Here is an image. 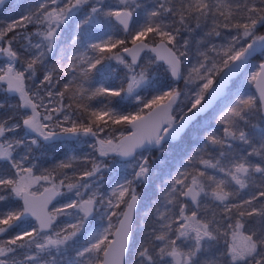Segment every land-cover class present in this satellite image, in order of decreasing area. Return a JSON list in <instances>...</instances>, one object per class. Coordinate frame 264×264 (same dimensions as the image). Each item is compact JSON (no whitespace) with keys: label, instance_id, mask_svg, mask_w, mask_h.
I'll use <instances>...</instances> for the list:
<instances>
[{"label":"snow or ice","instance_id":"obj_1","mask_svg":"<svg viewBox=\"0 0 264 264\" xmlns=\"http://www.w3.org/2000/svg\"><path fill=\"white\" fill-rule=\"evenodd\" d=\"M8 5L0 264H264V0H0V12ZM129 97L133 112L114 103ZM85 137L91 153L41 167L38 151ZM175 142L179 159L154 168L152 152L164 165ZM100 209L106 226L86 229Z\"/></svg>","mask_w":264,"mask_h":264},{"label":"trees","instance_id":"obj_2","mask_svg":"<svg viewBox=\"0 0 264 264\" xmlns=\"http://www.w3.org/2000/svg\"><path fill=\"white\" fill-rule=\"evenodd\" d=\"M18 11L19 10H17V14H18ZM11 15H13L11 5L5 6L3 12H0V19L7 18ZM29 30H31V28ZM261 31H264V30H261ZM112 65H113V70L111 72L106 73L105 76L111 83L117 84L119 83V78L123 77L124 69H123V66L117 65L115 61L112 62ZM61 80L62 82L66 81V77H61ZM143 94L147 95V93H143ZM114 103L121 111H125V112H133L136 106L135 100H133L130 97L125 98L122 101L119 100V98H116L114 100ZM128 131H129L128 129H125V133H127ZM183 143L184 142H182V145L180 147L175 148L173 155L168 159L167 163H165L163 166L155 165L154 168L163 171L167 167H170L175 161H177L180 157L181 148L183 146ZM64 144L65 143L63 142H57L55 145H48L47 150L38 151L36 153L37 156L40 157L42 168L52 169L61 161L67 160L69 157H71V154H73L74 152H83L81 156H84L85 155L84 151L87 150L86 147H81L80 150L67 147V146L73 147L75 146V143H72L67 146H65L66 144L65 145ZM56 149H60V150H56ZM73 150H76V151H73ZM77 157L79 158V156ZM77 167H79V165ZM66 171L70 173V170H66ZM148 191H151V188H149ZM9 203L10 202L0 203V209L7 208L9 206ZM144 211H146L145 201L142 199L139 204L138 218L143 216ZM29 221L30 223L34 224L33 220L29 219Z\"/></svg>","mask_w":264,"mask_h":264},{"label":"rangeland","instance_id":"obj_3","mask_svg":"<svg viewBox=\"0 0 264 264\" xmlns=\"http://www.w3.org/2000/svg\"><path fill=\"white\" fill-rule=\"evenodd\" d=\"M214 42L217 43V44H219V43H221L222 41H220L219 38H217ZM217 79H219V77H217ZM236 79H237V78L235 77L233 80H236ZM180 87H181V88L184 87L183 83L180 84ZM135 103H136V102H135ZM138 107H139V106L136 104V106H135V108H134V111L137 110ZM146 112H147V111H146ZM205 115L207 116L208 113L205 114ZM127 133H128V132H127ZM125 134H126V133H125ZM83 139L86 140L87 143H81V142H79V141H77V140H75V139H73V140H69V141H62V142L66 144V145L64 144L65 146L70 145V144H72V143H75V146H73V147L67 146L68 148H73V149H79V150H80L81 147H86L87 150L84 151V154L86 155V154L91 153V152L93 151L92 148H91V144L94 143L95 141H94L93 139H91V138H83ZM181 145H182V142H175V143H172V144L169 146L172 155H173V153H174L175 148H178V147H180ZM56 150H60V149H56ZM73 151H76V150H73ZM82 154H83V152H74L73 154H71V157H72V156H76V157L79 156V157H80ZM146 154H147V153H146ZM81 157H82V156H81ZM160 158H161V153H159V151H155V150H154V151L152 152V163H153V167H154L155 165L163 166V165H161V164L159 163ZM169 158H170V157H169L167 154H164L165 163L168 162V159H169ZM76 166H78V165H76ZM60 171L63 172V171H66V170H60ZM68 174H69V175L72 174V173H71V170H70V173H68ZM54 175L57 176V180H59V179L62 178V176L60 175V172L54 173ZM105 178H106L107 181L111 182V176H110L108 173H105ZM67 182H68V181H66V183H67ZM47 186H48L47 184L44 185V187H47ZM38 187H39V186H38ZM107 188H108V183H105V184H104V189H107ZM148 190H149V188H145L144 186H141V187H139V188L137 189V191L140 192L142 196H143V193H144L145 191H148ZM41 191H42V188H41ZM60 191H61L62 193H63V192H66V189H61ZM65 202H66V197L63 196V195H60V197H59V199L57 200V202L51 207V211L53 210L54 207H60L61 204L65 203ZM138 210H139V207H138ZM68 211H72V210H68ZM102 211H103V210L100 209V210H98L97 212L94 213V216H96L97 219L90 218V219H89V224L85 226L86 229H88V228H90V227L106 226V223H107L106 221H104L103 224H101V222H100L99 219H98L99 212H102ZM67 219H68V218L65 217V216H60V217L57 218L56 223H57V224H60L62 221H66ZM113 222H115V218H113ZM31 224H32V223H31ZM34 224H35V222H34Z\"/></svg>","mask_w":264,"mask_h":264},{"label":"water","instance_id":"obj_4","mask_svg":"<svg viewBox=\"0 0 264 264\" xmlns=\"http://www.w3.org/2000/svg\"><path fill=\"white\" fill-rule=\"evenodd\" d=\"M142 55H143V54H142ZM234 78H235V77H233V79H234ZM127 134H128V133H127ZM127 134H126V135H127ZM138 151H140V150H138ZM59 197H60V196H56L55 199H53L52 202L48 205V211H49V212H51V207L57 202V200L59 199ZM138 206H139V204H138ZM94 213H95V212H94ZM93 215H94V214H93ZM90 218H91V217H90ZM90 218H89V219H90ZM29 219L33 220V221L36 223L34 217H30Z\"/></svg>","mask_w":264,"mask_h":264},{"label":"flooded vegetation","instance_id":"obj_5","mask_svg":"<svg viewBox=\"0 0 264 264\" xmlns=\"http://www.w3.org/2000/svg\"><path fill=\"white\" fill-rule=\"evenodd\" d=\"M207 114V113H206ZM205 115V114H204ZM127 134V133H126ZM85 138H87V137H85Z\"/></svg>","mask_w":264,"mask_h":264},{"label":"bare ground","instance_id":"obj_6","mask_svg":"<svg viewBox=\"0 0 264 264\" xmlns=\"http://www.w3.org/2000/svg\"><path fill=\"white\" fill-rule=\"evenodd\" d=\"M140 204V203H139ZM139 207V206H138Z\"/></svg>","mask_w":264,"mask_h":264}]
</instances>
